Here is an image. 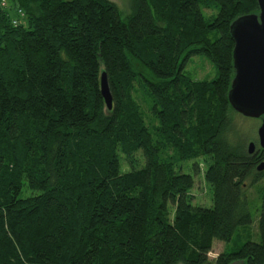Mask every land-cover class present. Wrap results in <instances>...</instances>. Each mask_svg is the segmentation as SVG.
<instances>
[{"label":"trees","instance_id":"16d2710c","mask_svg":"<svg viewBox=\"0 0 264 264\" xmlns=\"http://www.w3.org/2000/svg\"><path fill=\"white\" fill-rule=\"evenodd\" d=\"M7 1L0 264H264V169L256 170L264 149L248 153L230 140L227 96L229 26L257 13V0H130L126 13L111 0ZM17 9L24 17L14 25ZM194 56L207 58L216 76L186 75ZM103 72L111 109L100 92ZM198 156L208 162L209 207L191 202L198 165L193 174L179 168ZM250 187L260 196V241L211 261L214 240L227 244L254 221Z\"/></svg>","mask_w":264,"mask_h":264},{"label":"water","instance_id":"95a60500","mask_svg":"<svg viewBox=\"0 0 264 264\" xmlns=\"http://www.w3.org/2000/svg\"><path fill=\"white\" fill-rule=\"evenodd\" d=\"M257 5V13L238 16L229 26L234 42V75L227 96L235 112L252 118L262 117L257 134L259 147L264 149V0H257ZM100 92L107 109H111L112 95L104 72L100 78ZM255 149L254 142L248 143V153ZM263 169L264 161L256 167L257 171Z\"/></svg>","mask_w":264,"mask_h":264},{"label":"rangeland","instance_id":"374dc122","mask_svg":"<svg viewBox=\"0 0 264 264\" xmlns=\"http://www.w3.org/2000/svg\"><path fill=\"white\" fill-rule=\"evenodd\" d=\"M115 2L119 9L126 13L129 11L130 8V0H111ZM8 3V2H7ZM8 5V4H7ZM9 6V5H8ZM203 14L207 17L212 15L214 12L213 10L210 11L209 9H203ZM184 73L191 77L194 80H210L214 76H216V68L215 66L203 56H194L190 58V60L187 62ZM141 90V88H139ZM143 92V91H142ZM139 103L141 105V108L144 113L145 121L147 124H149L150 127H153L156 122L153 119V116L151 115L146 103L144 96L139 91L137 94ZM233 110V109H232ZM229 126L230 131L229 138L231 141H241L245 143V147L247 149V145L250 142H254L256 145V148L259 147L258 144V134L257 129L261 123L260 118H252L243 116L238 112L229 111ZM174 153H170L167 155L168 157H173ZM121 158H123V155H121ZM137 162L136 166L142 164L143 161L139 160V158L136 156ZM123 163V168H128V166L125 164L124 160L121 161ZM207 161L204 159V157L198 156L194 159H189L185 161H181L179 163V168L181 172H188L193 174V167L195 164L198 165V174H194L193 179V186L190 190V194L192 197V205L199 206V207H209L212 203L211 198V187L208 184L207 180L205 179L204 172L205 168L207 166ZM259 184L264 183V177H261L259 179ZM258 184V185H259ZM256 187V186H255ZM250 187L248 189V196L250 198V210L252 212V219L254 220L250 225L248 226H241L237 229L235 235L233 236L232 240L229 243H225L220 240H214L213 247L210 252H208V258L213 261L214 258L224 249L227 247H233V245H240L241 243L245 242L246 240H251L254 242L260 241V236L258 233V225H257V218H258V210L260 208V199H259V193L257 188ZM35 193L37 191H30L28 189H24L23 194L28 193ZM242 261L239 259H235L232 261L231 264H241ZM181 264V263H178Z\"/></svg>","mask_w":264,"mask_h":264},{"label":"bare ground","instance_id":"6f19581e","mask_svg":"<svg viewBox=\"0 0 264 264\" xmlns=\"http://www.w3.org/2000/svg\"><path fill=\"white\" fill-rule=\"evenodd\" d=\"M7 2H8V1L6 0V4H5V5H3L2 3H0V4H1L2 7L9 8V6L7 5V4H8ZM17 10H18V9H17ZM17 10L15 11V13H14L12 19H13V18H16V19L18 20V22H19L20 20L23 19V17H24V12L22 11V9H20V10L23 12V15H22V16H19V15L17 14Z\"/></svg>","mask_w":264,"mask_h":264},{"label":"built area","instance_id":"2783aa9c","mask_svg":"<svg viewBox=\"0 0 264 264\" xmlns=\"http://www.w3.org/2000/svg\"><path fill=\"white\" fill-rule=\"evenodd\" d=\"M0 1H1V3H2L3 5L6 4V0H0ZM17 14H18L19 16H22V15H23V12H22L20 9H18V10H17ZM12 23H13L14 25H16V24L18 23V20H17L16 18H13V19H12Z\"/></svg>","mask_w":264,"mask_h":264},{"label":"flooded vegetation","instance_id":"af4514ba","mask_svg":"<svg viewBox=\"0 0 264 264\" xmlns=\"http://www.w3.org/2000/svg\"><path fill=\"white\" fill-rule=\"evenodd\" d=\"M260 119H262V117H260Z\"/></svg>","mask_w":264,"mask_h":264}]
</instances>
